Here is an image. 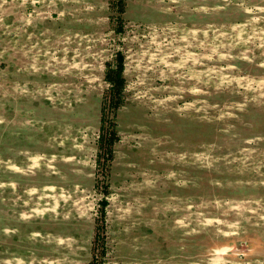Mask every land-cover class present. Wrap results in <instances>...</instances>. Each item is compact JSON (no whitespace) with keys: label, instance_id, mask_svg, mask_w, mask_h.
I'll return each mask as SVG.
<instances>
[{"label":"rangeland","instance_id":"obj_1","mask_svg":"<svg viewBox=\"0 0 264 264\" xmlns=\"http://www.w3.org/2000/svg\"><path fill=\"white\" fill-rule=\"evenodd\" d=\"M0 264H264V0H0Z\"/></svg>","mask_w":264,"mask_h":264},{"label":"trees","instance_id":"obj_2","mask_svg":"<svg viewBox=\"0 0 264 264\" xmlns=\"http://www.w3.org/2000/svg\"><path fill=\"white\" fill-rule=\"evenodd\" d=\"M105 74H106V80H108L110 86L108 88V91L106 92L107 95L109 96V99H110V103L115 101V103H119V99H120V91H121V84H120V81H121V77H120V69H119V66L118 64H113V63H107L106 64V70H105ZM117 97V98H116ZM105 100V98H104ZM102 109L104 108L105 109V102L103 101L102 104ZM118 105V104H117ZM101 130V135H100V139H99V142H105L103 139L104 137H107V139L109 140L110 139V132L111 131L110 129L107 131L104 130V128H100ZM113 135V134H112ZM110 150V147L108 146L105 153H108Z\"/></svg>","mask_w":264,"mask_h":264}]
</instances>
